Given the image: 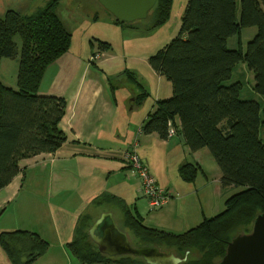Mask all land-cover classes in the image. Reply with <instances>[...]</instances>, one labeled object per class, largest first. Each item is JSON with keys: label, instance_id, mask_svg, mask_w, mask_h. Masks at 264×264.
Wrapping results in <instances>:
<instances>
[{"label": "trees", "instance_id": "16d2710c", "mask_svg": "<svg viewBox=\"0 0 264 264\" xmlns=\"http://www.w3.org/2000/svg\"><path fill=\"white\" fill-rule=\"evenodd\" d=\"M60 1L43 0L26 14L9 10L0 15V191L20 174L22 161L53 154L67 142L60 128L67 100L41 94L47 70L72 46V35L56 13ZM167 2L155 26L166 20L171 0ZM114 23L121 25L116 19ZM254 27L258 33L245 48L243 31ZM235 39L241 47L234 49L230 41ZM108 50L107 43H99V51ZM17 58L15 90L3 84L1 69L3 60ZM242 62L255 74V91L264 98V0H188L179 36L149 60L153 71L172 84L173 95L157 103L143 133L169 140L171 123L191 152L210 151L222 172L224 189L240 190L226 200L222 213L182 234L148 227L125 211V228L117 222L121 230L132 232L140 246L187 257L183 264H217L239 235L237 230L249 233L256 217L264 213L263 109L258 101L243 99V84L232 81ZM147 96L144 90L135 102L141 105ZM197 169L187 164L180 172L193 181ZM112 201L108 197L99 203ZM94 223L92 217L80 216L74 240L67 245L79 264H147L133 256L100 253L89 233ZM0 247L11 264H37L51 245L38 233L16 230L0 233Z\"/></svg>", "mask_w": 264, "mask_h": 264}, {"label": "crops", "instance_id": "0c3cea01", "mask_svg": "<svg viewBox=\"0 0 264 264\" xmlns=\"http://www.w3.org/2000/svg\"><path fill=\"white\" fill-rule=\"evenodd\" d=\"M41 1L34 0L25 12L34 10ZM106 54L100 61L101 69L91 64L92 58L87 54L84 56L86 59L73 69L70 67L72 62H67L69 56H65L47 70L41 94L67 100L66 115L60 124L67 135V142L53 154L22 161L20 174L0 191V216H3L25 193L31 194L36 184L49 179L57 185L60 192L56 191V194H63L61 197L65 201L58 212L54 210L52 214L67 222L66 225H58L59 221H55V240L40 219L31 225L18 223L13 228L1 230H28L40 234L50 245L55 241L62 246L60 256L66 264H79L67 245L74 240L80 216L93 217L96 222L102 214L111 212L118 221L116 212L124 220L125 211H131L148 227L182 234L224 210L227 191H234L233 188H223L222 172L208 149L193 153L180 134L163 140L157 134L145 135L142 132L149 115L156 110L137 122L132 120L128 107L120 108L113 103L109 92L114 85L108 77L112 67L108 65L110 58ZM74 70L77 71L75 78L71 76ZM66 75L69 81H66ZM135 98L130 100V112L134 109ZM134 146L154 178L172 195L171 202L160 210L150 208L141 182L130 176L125 153ZM165 161H171L177 168L175 181L164 174L166 167L163 170L155 168L158 164L164 167ZM187 164L199 167L193 181L181 175V168ZM108 197L113 200L111 203H99ZM18 211L25 210H14L15 213ZM36 213L41 216L38 211ZM52 253L50 247L37 264H44Z\"/></svg>", "mask_w": 264, "mask_h": 264}, {"label": "rangeland", "instance_id": "374dc122", "mask_svg": "<svg viewBox=\"0 0 264 264\" xmlns=\"http://www.w3.org/2000/svg\"><path fill=\"white\" fill-rule=\"evenodd\" d=\"M33 1L34 0H0V15H4L9 10L25 14L27 7H29L30 3ZM167 1L169 0H162L146 20L126 24L125 26L115 24L113 16L107 12L97 0H61L56 8L58 17L61 19L66 30L72 35L71 50L70 53L66 55L69 56L67 62H70V64L72 62L70 67L73 69L75 65L81 63L86 59L84 58L85 55L88 54L90 58H93L100 52L102 55L101 59L94 62L91 61V64H96L98 69H101L100 61L105 59V55L104 52L99 51V43H107L109 50L106 52V57L110 58L108 65L112 67V70L108 72V77H110L114 85V88H110V92H108L112 97L113 103L119 105L120 108L124 106L128 107L127 110L129 114L132 113L131 116H133L132 120L137 122L143 121L147 115L154 112L159 101L169 99L173 95L172 84L165 77H161L154 73L149 64L151 57L155 56L179 36L183 17L188 6V0H171L166 20L155 26L162 19V14L164 13L162 10L166 9ZM40 3H43V1ZM257 33L258 29L255 27L244 29L242 39L245 43V48L247 43L251 41ZM17 43L19 49H21V40L19 38H17ZM238 46L241 47L238 39L230 41L231 48L235 49ZM87 61H89V59ZM18 71V58L14 60H3L1 80L6 87L18 90ZM72 71L71 76L75 78L77 71L75 72L74 70V74ZM68 76L66 75V81H69ZM232 81H239L243 84V99L255 100L261 104L264 119V98L256 93L255 74L248 69L246 63L242 62L236 66ZM144 90L148 92V96L141 105L136 102L133 103L134 109L130 112V100H134V98ZM262 139L264 141V128L262 130ZM168 158H170V154ZM174 167L171 161H165L164 167L161 164L155 165L157 170H163V168H165V170H163L164 174L172 181L176 180L178 174L177 168ZM47 175L49 176V171ZM130 176L138 180L132 173H130ZM138 181L140 182V180ZM54 186L55 184L48 179L36 184L31 194L25 193L23 198H21L18 203L14 204L13 209L9 207L8 210L10 211L0 216V233L2 228H13L18 225V223L31 225L37 223L38 219H40L41 223H45L50 237L55 240V221H59L58 225H66L67 221L63 222L60 216L52 214L54 210L58 212L59 207H61L62 203L65 201V199L63 200L61 197L63 194L60 196L56 194V191H60L57 185ZM239 191L240 190H234L233 192L227 191L226 200ZM14 210L25 211H18L15 213ZM35 211L41 213V218L37 213L34 214ZM223 211L224 210H221L220 213ZM154 213L155 212L151 214L153 215ZM116 216L120 226L124 227L123 218L120 217L118 212H116ZM149 221L148 223L154 224ZM128 233L131 235L130 238L133 244L140 246L141 243L136 240L132 232L128 231ZM244 233V230L241 228L236 232V234ZM51 247L53 253L45 259L44 264H66L60 256L62 246H59V244L54 241ZM94 247L97 249L95 245ZM196 253L198 252H193V254ZM5 256V252L0 247V264H11L7 256Z\"/></svg>", "mask_w": 264, "mask_h": 264}, {"label": "water", "instance_id": "95a60500", "mask_svg": "<svg viewBox=\"0 0 264 264\" xmlns=\"http://www.w3.org/2000/svg\"><path fill=\"white\" fill-rule=\"evenodd\" d=\"M121 25L146 20L158 0H97ZM100 253L109 257L133 256L147 264H183L187 257L168 254L157 247L133 246L121 230L114 214H102L90 231ZM217 264H264V213L259 214L249 233L239 234L229 244L225 257Z\"/></svg>", "mask_w": 264, "mask_h": 264}, {"label": "built area", "instance_id": "2783aa9c", "mask_svg": "<svg viewBox=\"0 0 264 264\" xmlns=\"http://www.w3.org/2000/svg\"><path fill=\"white\" fill-rule=\"evenodd\" d=\"M100 58L101 54L98 53L92 58V61H98ZM174 137H176V130L170 123L169 139ZM125 159L127 160L132 175L140 180L143 195L148 200L150 208L160 210L166 207L171 202L172 195L151 174L149 167L138 154L136 146L126 151Z\"/></svg>", "mask_w": 264, "mask_h": 264}, {"label": "bare ground", "instance_id": "6f19581e", "mask_svg": "<svg viewBox=\"0 0 264 264\" xmlns=\"http://www.w3.org/2000/svg\"><path fill=\"white\" fill-rule=\"evenodd\" d=\"M101 57H102V55H101ZM100 59H101V58H100ZM100 59H99V60H100Z\"/></svg>", "mask_w": 264, "mask_h": 264}, {"label": "flooded vegetation", "instance_id": "af4514ba", "mask_svg": "<svg viewBox=\"0 0 264 264\" xmlns=\"http://www.w3.org/2000/svg\"><path fill=\"white\" fill-rule=\"evenodd\" d=\"M118 222V221H117ZM220 262V261H219Z\"/></svg>", "mask_w": 264, "mask_h": 264}]
</instances>
